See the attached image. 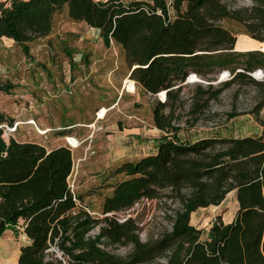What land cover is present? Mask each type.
<instances>
[{"label":"trees","instance_id":"obj_1","mask_svg":"<svg viewBox=\"0 0 264 264\" xmlns=\"http://www.w3.org/2000/svg\"><path fill=\"white\" fill-rule=\"evenodd\" d=\"M229 1L237 0H0V38L14 40L28 57L31 44L53 33L54 18L64 10L97 30L106 47L120 46L132 81L150 94L167 91L153 116L156 127L173 134L158 141L155 153L111 169V177H123L111 183L100 217L70 188V145L48 149L18 139L20 124L9 132L2 125L16 120L0 109V238L7 230L27 237L16 264H141L162 258L161 264H264V101L254 111L262 126L257 136L182 140L174 122L189 74L211 78L229 70L233 76L219 87H197L191 97L197 113L230 84L255 82L251 73L264 70L263 51L237 49L239 34L264 44V0L238 7ZM231 192L238 202L231 221L217 219L208 231L191 223L193 212L220 205ZM162 198L179 207L171 229L153 240L140 238L134 218L121 221L113 214L142 199ZM112 246L131 250L120 255Z\"/></svg>","mask_w":264,"mask_h":264},{"label":"rangeland","instance_id":"obj_2","mask_svg":"<svg viewBox=\"0 0 264 264\" xmlns=\"http://www.w3.org/2000/svg\"><path fill=\"white\" fill-rule=\"evenodd\" d=\"M229 2L231 6L238 7L248 5L250 0ZM54 23L53 33L49 37L37 39L31 44V57L26 56L14 40L0 38V109L22 125L19 133L14 132L18 139H31L35 134L48 135L54 139V132H48L50 129L41 127L37 117H41L48 126L54 124V115L47 110L54 104L69 99L66 90L69 89L73 78L82 75L84 79V71L86 75L93 71V66L87 65L89 62L95 59L125 61L120 46L113 44L106 47L97 30L90 28L85 22L71 20L65 10L55 16ZM243 37L249 36L239 34L238 41ZM69 52L73 54L70 55ZM260 70L257 68L252 72L255 82L230 84L217 99L211 100L203 111L197 113H193L191 98L197 87L201 85L206 88L210 83L219 87L233 76L227 74L229 70H223L211 78L201 76L200 81L191 79L184 82L183 103L177 107V117L174 120L180 126L177 136L182 140H196L214 136L259 135L262 126L254 111L258 104L264 101V70ZM128 78L131 79L129 76L124 78V92L121 97L112 85L115 81L113 76L102 73L97 78L98 84L96 90L94 89L98 98L88 100L89 104L94 103L98 110L104 106L111 107L101 119L115 121V137L108 136L114 132H105L98 126L95 129L96 134L90 138L91 142L81 143L82 146L74 150L76 164L70 181L74 183L75 191L83 197L84 204L100 217L104 216L101 212L102 202L104 196L111 192V183L123 177H111V169L127 159H137L153 153L162 137L173 136L172 133L156 127L153 116L154 105L157 101L165 102L167 93L163 94L165 96L162 92L160 95L147 93L132 79L126 81L129 84L128 90L125 86V80ZM90 80L88 77L84 81ZM7 85H11V88ZM260 116L264 118V106L260 110ZM32 120L36 123L30 124ZM125 126H135L141 128V131L131 134L123 131ZM4 136L8 139L7 134ZM32 139L36 140L38 137L34 136ZM78 156L82 157L77 159ZM178 207L179 203L169 198L142 199L128 211L113 214L121 221L129 217L134 218L139 225L140 238L147 241L156 239L171 229L172 216ZM237 209L235 192H231L220 205H211L193 212L191 223L208 231L217 219L231 221ZM26 242L25 234L16 235L13 230H7L0 238V264H15L20 248ZM108 249L120 255H127L131 247L112 246ZM165 262L162 258L157 263L141 264Z\"/></svg>","mask_w":264,"mask_h":264},{"label":"crops","instance_id":"obj_3","mask_svg":"<svg viewBox=\"0 0 264 264\" xmlns=\"http://www.w3.org/2000/svg\"><path fill=\"white\" fill-rule=\"evenodd\" d=\"M260 45L261 44L251 39L250 37H243L239 39L237 49L242 51L253 50L257 46L259 47ZM118 62L111 59H95L89 62V64L87 65L93 66V71L89 75H86V72L84 71V79H82V75H80V77L73 78V81L69 84V89H73V93H67L69 94V99L62 103L54 104V106L49 107V109L47 110L50 114L54 115L52 119L54 124L52 126H48V124H44V121L41 117H37L38 124L41 127H46L44 129H50L48 130V132H54L53 136L55 138L53 139L48 135H38L34 133L35 135L31 136V139L28 140L42 143L46 145L48 149H52L61 145H66V136H73L82 143H85L87 141L91 142L92 139H90V134L94 136L96 134L95 129L98 126L102 127L105 132H114V134H108V136L111 138L115 137V121H109L108 118L105 120L101 118L96 119V112L99 108H97L96 105H93L94 103H91L90 105L88 100L98 98V95H96L95 91L97 87L96 85L98 84L96 80H98L97 78L101 76L102 73H107L109 74V76H113V80L115 81L112 82V85L115 87L120 96L123 94V81L124 78L129 76L130 69L125 61H120L119 63ZM78 65H80V63H78ZM88 77L91 80L85 82L84 80L88 79ZM127 80L130 79L128 78ZM121 97L119 98L121 99ZM106 108L110 109L111 107L104 106V109L100 112L101 115L106 112ZM59 113L62 114L57 116ZM46 115H48V113H46ZM130 123H132V121H130ZM133 123H135V121H133ZM22 124H24V121H22ZM63 129H67V132H59ZM21 130L22 125H19L18 132H20ZM123 131L131 132V134H137L139 131H141V128H137L135 126H129V128H127L125 126L123 127ZM34 136H37L38 139L33 140L32 138ZM155 152L156 150L153 153ZM80 157L82 156H78L77 159H79Z\"/></svg>","mask_w":264,"mask_h":264},{"label":"built area","instance_id":"obj_4","mask_svg":"<svg viewBox=\"0 0 264 264\" xmlns=\"http://www.w3.org/2000/svg\"><path fill=\"white\" fill-rule=\"evenodd\" d=\"M260 71H262V70H260ZM228 74H229V76H231V73H230V72H228ZM251 74H252V73H251ZM193 75H194V76H197V77L195 78V80L200 81L201 77H200L198 74H196V73H191V74H189V76L187 77V80H190V78H191ZM126 80H127V79H126ZM126 80H125V83H126ZM187 80H186V81H187ZM134 82H135V81H134ZM135 87H136V86H135ZM127 89H128V87H127ZM128 90H129V89H128ZM135 90H136V89H135ZM161 92L164 93V94L167 93L166 90L161 91ZM161 92H159L158 94L160 95ZM164 101H165V99H164ZM103 109H104V108H101L100 110H98V111L96 112V119L104 118V116L106 115L108 109H106V112H105L103 115H101L100 112H101ZM29 123H30V124H35L36 122H35V120H32V122H29ZM19 124H20L19 122H15L13 126H10V125H8V124H4V125H2V126H4L9 132H14V131L17 130V127H18ZM43 132L46 133V131H43ZM91 136H93V135L91 134L90 137H91ZM71 138H74V137L66 136L65 139H66L67 144L70 145V147H71L73 150H75V149H77V148L81 145L82 142H80V141L77 139V143H73V142L71 141ZM75 164H76V161H75ZM74 170H75V165H74V168H73L72 174H73ZM72 174H71V176H72ZM71 176H70V178H71ZM69 184H70V188H71V190L74 191V190H75L74 183H71V181H69Z\"/></svg>","mask_w":264,"mask_h":264},{"label":"bare ground","instance_id":"obj_5","mask_svg":"<svg viewBox=\"0 0 264 264\" xmlns=\"http://www.w3.org/2000/svg\"><path fill=\"white\" fill-rule=\"evenodd\" d=\"M255 47V46H254ZM256 49H262V50H264V44H261L259 47L257 46L255 49H253V50H256ZM227 73V72H226ZM226 73H224V76H226ZM228 74V73H227ZM197 76H192L191 78H190V80L191 79H195ZM127 81V80H126ZM128 85L129 84H127V82L125 83V86L126 87H128ZM164 93H162V95H163ZM163 96H165V95H163ZM71 141L73 142V143H77V140H76V138L74 137V138H71Z\"/></svg>","mask_w":264,"mask_h":264},{"label":"water","instance_id":"obj_6","mask_svg":"<svg viewBox=\"0 0 264 264\" xmlns=\"http://www.w3.org/2000/svg\"><path fill=\"white\" fill-rule=\"evenodd\" d=\"M256 50H260V51H263V52H264V50H262V49H256ZM135 67H136V66H135ZM135 67H134V68H135Z\"/></svg>","mask_w":264,"mask_h":264}]
</instances>
